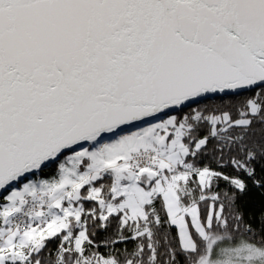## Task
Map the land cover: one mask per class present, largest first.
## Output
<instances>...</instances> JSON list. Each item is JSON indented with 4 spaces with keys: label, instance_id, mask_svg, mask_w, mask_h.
I'll return each instance as SVG.
<instances>
[{
    "label": "snow or ice",
    "instance_id": "6c2138e0",
    "mask_svg": "<svg viewBox=\"0 0 264 264\" xmlns=\"http://www.w3.org/2000/svg\"><path fill=\"white\" fill-rule=\"evenodd\" d=\"M0 264H264V0H0Z\"/></svg>",
    "mask_w": 264,
    "mask_h": 264
}]
</instances>
